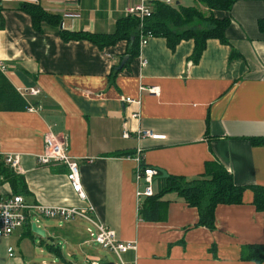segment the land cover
Segmentation results:
<instances>
[{"label": "crops", "instance_id": "0c3cea01", "mask_svg": "<svg viewBox=\"0 0 264 264\" xmlns=\"http://www.w3.org/2000/svg\"><path fill=\"white\" fill-rule=\"evenodd\" d=\"M142 1L152 0H0L5 76L17 90L39 89L27 99L41 107L0 111V156L19 155V172L5 164L23 178L27 202L76 207L89 203L92 217L118 240L136 241L135 251L122 254L125 264H256L241 257L243 246L264 244V211L255 210L250 190L244 191L241 204L217 205L213 229L194 226L197 209L174 192L162 197L167 201L165 219L145 221L138 216L145 197L136 196L134 155L140 148L146 166L187 179L202 174L204 163L213 160L236 184L264 186V146L249 141L264 136V33L257 26L264 18V2L236 1L229 12L228 44L208 39L197 63L189 59L191 39L170 49L165 38L152 37L128 66L123 67L126 56L119 67L126 41L100 49L87 40L64 41L58 32H112L128 6ZM170 1L206 11L195 0ZM23 4H39L61 21L37 31ZM231 49L236 52L232 57ZM151 86L158 94L146 91ZM125 97L139 103L123 101ZM140 130L165 138H138ZM124 131L129 137H123ZM49 134L65 141L78 161L84 200L71 189L64 164L37 162ZM162 184V178H155L153 193ZM138 186L143 191L144 184ZM12 194L0 175V196ZM44 219L35 224L44 230L47 243H57L62 259L46 249L41 236L26 234L24 224L0 236V264H34L37 247L52 257V264H114L92 247L87 222L76 219L55 226ZM33 222H28L30 230Z\"/></svg>", "mask_w": 264, "mask_h": 264}, {"label": "trees", "instance_id": "16d2710c", "mask_svg": "<svg viewBox=\"0 0 264 264\" xmlns=\"http://www.w3.org/2000/svg\"><path fill=\"white\" fill-rule=\"evenodd\" d=\"M206 8L205 12L196 7L173 6L161 0H152L147 3L150 9L148 16L142 21L136 15H126L119 18L112 32L96 33L88 31H69L60 29L58 32L64 41L87 40L100 49L111 46L120 40L127 43L123 56H127L123 67L128 66L131 60L139 54L141 35L151 34L153 37H163L170 49H174L181 40L193 41V50L189 59L197 63L206 48L208 39H218L223 44H228L226 30L231 23L229 12L236 1L239 0H195ZM264 2V0H261ZM22 8L30 16L33 26L41 31L43 24L57 26L61 18L43 9L39 4H23ZM225 13L218 16L217 13ZM257 26L264 33V18L258 19ZM231 57L236 55L231 49ZM113 71V76L117 74ZM29 102L10 83L5 74L0 70V111H24ZM253 146H264V136L250 137ZM141 167H146L142 162ZM0 175L7 180L14 194L23 195L26 187L23 178L14 173L0 156ZM160 173L154 177L159 179ZM163 184L152 196L145 197L139 205L138 216L145 221H162L166 217L167 201L162 197L174 192L181 197L190 207L198 212V221L194 226H205L213 229L215 226V208L219 204H241L243 193L250 190L252 204L256 211H264V186L257 184L239 185L233 180L231 174L217 161H206L204 171L195 178L187 179L183 176L167 175L162 178ZM26 234L33 233L30 223H26ZM32 237V236H31ZM40 237V236H39ZM46 249L56 257H63L60 247L52 242H46L40 237ZM241 257L251 260L256 264L264 263V244H250L242 247Z\"/></svg>", "mask_w": 264, "mask_h": 264}, {"label": "built area", "instance_id": "2783aa9c", "mask_svg": "<svg viewBox=\"0 0 264 264\" xmlns=\"http://www.w3.org/2000/svg\"><path fill=\"white\" fill-rule=\"evenodd\" d=\"M164 3L171 5L170 0H164ZM150 9L147 4L142 1L140 4L128 6L126 15H136L142 19L148 16ZM151 34L141 35L139 48L144 46L147 41L152 38ZM145 65L146 62L141 63ZM0 70L4 73L5 65L0 62ZM5 74V73H4ZM19 93L27 99L29 96H35L39 93L37 88H23L18 90ZM151 94H158L159 90L155 86L148 87L147 90ZM128 103H139V100L130 97L122 98ZM41 109L40 106L29 104L27 110L37 111ZM138 113H133L136 116ZM123 137H129L127 131L123 132ZM138 138L150 137L152 139H164V135L153 134L148 130H140L137 133ZM67 143L52 134L46 135L44 138V149L37 155V162L40 165H49L50 163H62L66 166V178L73 190L80 200L86 198V194L81 187L80 174L78 168V161L72 157L67 148ZM141 149H136L134 160L136 162L135 168V182H136V196L148 197L153 195V180L157 176L158 171L153 167H141L143 162L140 154ZM3 160L11 169L19 172L20 157L18 154H6ZM140 183L144 184L143 191L139 190ZM91 204L87 203L84 206H45L36 203L27 202L22 195L12 194L10 196H0V236H9L16 229L21 228L24 224L37 219L48 218L59 222H70L76 219L83 220L89 224L87 227L88 235L93 239V242L101 248L107 249L114 256V264H125L122 254L128 250H136V241H120L115 237L113 231L105 227L99 219L92 217L90 212L93 210ZM9 256H12V248L8 249ZM88 264H104L99 260H92Z\"/></svg>", "mask_w": 264, "mask_h": 264}, {"label": "rangeland", "instance_id": "374dc122", "mask_svg": "<svg viewBox=\"0 0 264 264\" xmlns=\"http://www.w3.org/2000/svg\"><path fill=\"white\" fill-rule=\"evenodd\" d=\"M44 220L47 223H50V224L55 225V226L64 223V222H59V221H56L54 219H48V218H45ZM92 247L97 250L99 255H106L109 258L110 262H113L115 260L112 253L109 252L107 249L101 248L100 246H98L96 244H92ZM35 252L37 253V255L34 259V262H35L34 264H41L42 260H44L48 264H52L51 263L52 257H50L48 254H46L45 252H40L38 247H37V250ZM76 252H77L76 254H77L78 259L80 261H82V257H83L82 254H80L79 250H76ZM57 264H59V263H57Z\"/></svg>", "mask_w": 264, "mask_h": 264}, {"label": "water", "instance_id": "95a60500", "mask_svg": "<svg viewBox=\"0 0 264 264\" xmlns=\"http://www.w3.org/2000/svg\"><path fill=\"white\" fill-rule=\"evenodd\" d=\"M61 26H62V23H61ZM125 59H126V56L123 57L122 62L119 65V67H121L123 65V62H124ZM157 171L160 173V176H159L160 178H165L167 176V174L165 173V171H163L162 169H158ZM31 231L33 233H35L36 235H38V236H41V237H44L45 236L44 230L42 228L38 227L35 224V222H33L31 224Z\"/></svg>", "mask_w": 264, "mask_h": 264}]
</instances>
